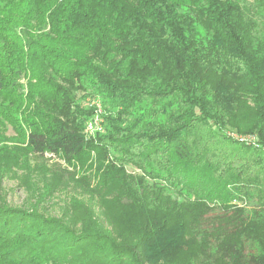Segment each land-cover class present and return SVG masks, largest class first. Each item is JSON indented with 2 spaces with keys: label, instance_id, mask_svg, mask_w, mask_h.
Wrapping results in <instances>:
<instances>
[{
  "label": "trees",
  "instance_id": "obj_1",
  "mask_svg": "<svg viewBox=\"0 0 264 264\" xmlns=\"http://www.w3.org/2000/svg\"><path fill=\"white\" fill-rule=\"evenodd\" d=\"M254 2L0 0V192L41 184L29 208L0 202V264H264ZM47 154L69 171L34 167ZM63 173L89 195L49 215Z\"/></svg>",
  "mask_w": 264,
  "mask_h": 264
},
{
  "label": "rangeland",
  "instance_id": "obj_2",
  "mask_svg": "<svg viewBox=\"0 0 264 264\" xmlns=\"http://www.w3.org/2000/svg\"><path fill=\"white\" fill-rule=\"evenodd\" d=\"M247 7H252L254 10L256 9L254 4V0H246ZM259 23L262 25L264 23V18L260 19ZM90 98H86L82 101V105H88V103L92 100H89ZM102 109V108H101ZM103 111V109H102ZM104 114V113H102ZM94 116H91V118L85 123V128H84V135L88 138L92 134H87L86 129L88 126V123L93 120ZM103 125V123H102ZM94 132H99L102 133V131H97L96 129H92L91 133ZM227 134H234V135H239L235 131L228 130ZM8 136L12 135V132L9 130L7 133ZM239 136H245V137H252L257 139L256 135L254 134H241ZM50 156L47 154L45 156V159L47 160H39L35 161L34 167H41L43 169L44 166H47L49 169H54L58 171H69L66 168V165L59 160H49ZM34 162V161H33ZM40 169V170H41ZM129 172H132L133 169L128 168ZM22 174L21 172L19 175ZM62 176L65 178V185L62 186V189L57 191L52 198H50L48 201H45L44 204L40 205V209L44 210L47 214L51 215H60L63 207L67 203V201L71 198H80L81 200H86V196L89 195L85 191H81L80 188L74 184V182H69L67 181V175L66 173H63ZM40 177H35L29 178L30 181H28V186H23L19 183L17 178L14 179H8V178H3L1 182V199L0 202H4L3 204L7 206H12V207H26L29 208L32 204V202L35 200V195H37L40 191L41 184L39 183ZM41 181V180H40ZM67 181V182H66ZM28 187V188H27Z\"/></svg>",
  "mask_w": 264,
  "mask_h": 264
},
{
  "label": "built area",
  "instance_id": "obj_3",
  "mask_svg": "<svg viewBox=\"0 0 264 264\" xmlns=\"http://www.w3.org/2000/svg\"><path fill=\"white\" fill-rule=\"evenodd\" d=\"M92 105L95 108V113L93 115L94 116L93 120L91 119V121L88 123L87 129H86L87 134H93V132L91 133L93 128L96 129L97 131H102V119L100 118V116L102 115L101 106L98 103H94ZM230 136L236 139L237 141L243 142L245 144H253L255 142V138H252V137H245V136H239V135H234V134H231Z\"/></svg>",
  "mask_w": 264,
  "mask_h": 264
}]
</instances>
